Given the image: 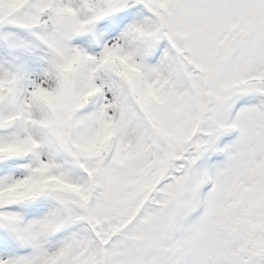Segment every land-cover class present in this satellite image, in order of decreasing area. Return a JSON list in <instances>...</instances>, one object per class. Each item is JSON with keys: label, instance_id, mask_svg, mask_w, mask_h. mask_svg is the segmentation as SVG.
Listing matches in <instances>:
<instances>
[{"label": "snow or ice", "instance_id": "6c2138e0", "mask_svg": "<svg viewBox=\"0 0 264 264\" xmlns=\"http://www.w3.org/2000/svg\"><path fill=\"white\" fill-rule=\"evenodd\" d=\"M0 264H264V0H0Z\"/></svg>", "mask_w": 264, "mask_h": 264}]
</instances>
